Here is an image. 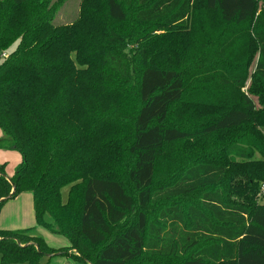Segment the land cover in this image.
Listing matches in <instances>:
<instances>
[{
  "label": "trees",
  "instance_id": "obj_1",
  "mask_svg": "<svg viewBox=\"0 0 264 264\" xmlns=\"http://www.w3.org/2000/svg\"><path fill=\"white\" fill-rule=\"evenodd\" d=\"M194 3L103 0V19L84 10L57 26L47 0H0V151L21 156L11 178L0 164V208L29 193L36 227L68 243L57 250L29 230H0V264L58 256L131 264L142 255L180 258V264H264V206L226 197L236 192L251 200L264 184V0H205L226 25L254 24L246 64L236 68L217 57L209 67L214 89L192 88L181 72L154 60L137 66L147 46L134 27H183ZM115 23L128 24L127 32ZM112 94V102L121 94L135 107L102 113ZM187 94L200 116L211 115L199 131L169 123ZM188 133L206 137L204 145L212 141L217 155L200 152L171 180L154 185L157 160L171 144L190 139ZM194 195L196 205L179 203Z\"/></svg>",
  "mask_w": 264,
  "mask_h": 264
},
{
  "label": "rangeland",
  "instance_id": "obj_2",
  "mask_svg": "<svg viewBox=\"0 0 264 264\" xmlns=\"http://www.w3.org/2000/svg\"><path fill=\"white\" fill-rule=\"evenodd\" d=\"M49 6L54 9L53 24L54 25H69L75 22L82 13L87 10L91 13L96 12L103 19V0H47ZM260 12L258 6L257 13ZM104 21V20H102ZM119 31L126 33L128 24L115 23ZM130 28V27H129ZM138 35H143L146 39L145 48L146 55L141 56L137 60V66H147L149 60L157 62L159 67L173 69L181 72L186 85L194 88L197 85H209L210 89H214V83L210 78L209 67L217 62V57L221 59L229 58L233 61V67H242L246 64L251 56L252 44L249 42V36L254 31L253 20L244 25H226L220 19L217 13L206 10L205 0H195V3L190 11L187 22L180 28H162L156 32L154 25H136ZM218 37L217 42L212 44ZM207 46L208 54L204 51ZM163 53H162V52ZM205 53V54H204ZM226 56V57H224ZM231 61V62H232ZM152 66V65H151ZM201 67V70L200 68ZM248 74H251L252 65L249 64ZM101 75V71L99 73ZM237 75V74H236ZM251 79L248 77L242 92H246ZM217 94H223L221 90L215 91ZM115 94V91H113ZM230 95V94H229ZM228 95V96H229ZM117 97L116 102H112L114 95L109 97L110 102L106 107L101 106L102 113L129 111L135 107L133 100L127 97ZM189 101H195L190 94L185 95L184 103L171 110L172 114L169 118V123L183 127L189 132L192 129H197L205 119L211 115H205L207 110L201 115V107L197 104L189 105ZM231 104H238L237 101ZM190 106V107H189ZM108 109V111H107ZM197 111L193 118H190L189 113ZM120 127L116 136L123 132ZM190 139L171 144L167 150L159 157L154 170V185H161L173 178L178 171L187 164L190 160L195 159L201 152L204 155L215 157L217 154L212 151V141L205 145L200 143L206 137L196 136L198 133H188ZM215 136H210L213 140ZM197 141L196 145L190 144ZM18 156L4 154L1 160L4 165V172L8 178L14 174L18 162ZM20 162V158H19ZM231 178V177H230ZM233 181V180H231ZM258 195L253 199H247L245 194H237L236 192H227L226 197L228 202L240 203L249 208L264 206V184L260 186ZM62 201L67 199V191H62ZM182 205H196L197 197L191 196L179 200ZM0 230L4 231H28L32 236H38L44 240L47 246L54 249H62L68 245L62 237L55 236L50 232L36 227L33 211V199L29 193L21 194L13 200L7 201L0 208ZM72 252V251H71ZM183 259L173 257H153L142 255L138 260L131 264H180ZM42 264H79L63 257H55L50 261L42 259Z\"/></svg>",
  "mask_w": 264,
  "mask_h": 264
},
{
  "label": "crops",
  "instance_id": "obj_3",
  "mask_svg": "<svg viewBox=\"0 0 264 264\" xmlns=\"http://www.w3.org/2000/svg\"><path fill=\"white\" fill-rule=\"evenodd\" d=\"M1 136H2V134H1V131H0V138H1ZM4 154H11V155H14V158H15V156H18V160L17 159H15L17 162H18V164L21 162V156L18 154V153H15V152H5V151H0V164H2V162H1V160L3 159V156H4ZM19 158H20V162H19ZM17 164V165H18ZM32 196V195H31ZM67 246V245H66Z\"/></svg>",
  "mask_w": 264,
  "mask_h": 264
}]
</instances>
